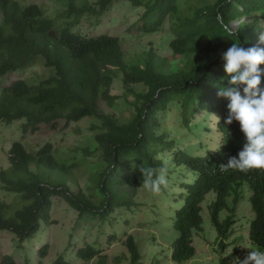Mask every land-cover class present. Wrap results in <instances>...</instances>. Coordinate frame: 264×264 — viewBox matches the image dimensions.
Instances as JSON below:
<instances>
[{
	"label": "trees",
	"instance_id": "obj_1",
	"mask_svg": "<svg viewBox=\"0 0 264 264\" xmlns=\"http://www.w3.org/2000/svg\"><path fill=\"white\" fill-rule=\"evenodd\" d=\"M60 1L65 8L50 20L36 4L22 7L15 0H0V79L38 60L51 73L48 77H35L33 82L19 80L1 87L0 122L10 125L24 121L22 130L26 134L43 124L56 129L60 120L66 121L64 127L84 119L94 120L90 130L95 134L94 143L104 169L100 164L92 181L94 192L99 191L103 199L97 205L83 191L74 193L46 178L43 170L67 172L71 168L55 159L51 142L35 154L15 142L9 151L10 167L0 173V180L4 191L21 194L26 205L9 215V206L0 198V230L14 233L22 242L30 239L41 223L51 224L54 197H64L81 217L92 215L104 223L118 209L135 205L133 197L143 188L139 167L158 169L167 159L169 168H183L197 177L185 185L184 205L175 210L173 262L185 264L195 258L193 235L204 232L201 202L208 193L215 195L209 211L220 249L227 252L235 247L236 253L239 251L243 246L241 238L231 244L228 241L234 233L233 219L244 185L250 189L254 214L247 237L250 245L264 251V172L220 170L229 158H238L246 138L238 121L225 123L229 101L217 95L220 88L228 86L229 79L222 54L233 43L244 48H264L258 43L264 32V0H127L137 12L144 9L138 21L142 34L158 33L167 20L172 22V36L162 43L170 48L171 57L158 58L152 49L146 61L131 65L126 62L118 38L89 37L74 30L85 12L97 17L119 0H100L99 10L88 0ZM234 22L239 23L234 31L237 34L227 36L223 26L231 27ZM259 67L264 71V64ZM121 75L124 94L113 96V83ZM138 86L140 91L136 90ZM260 86L264 88V77ZM242 89L243 86V95ZM120 99L131 109L126 122L100 107L101 102L114 107ZM172 104L179 106L188 132H195L199 115L205 114L204 120L209 114H217L223 134L220 149L209 151L205 157L176 150L175 140H168L167 134L160 135L161 114L168 113ZM84 151L87 156L92 155L88 147ZM179 181L173 180L172 185H180ZM226 210L232 214L221 222V213ZM127 247L132 264H138L141 255L133 237L128 238ZM49 249V245L41 249V259ZM99 255L100 251L92 246L76 253L83 262ZM0 264L16 263L11 256H4ZM54 264L69 263L60 258Z\"/></svg>",
	"mask_w": 264,
	"mask_h": 264
},
{
	"label": "rangeland",
	"instance_id": "obj_2",
	"mask_svg": "<svg viewBox=\"0 0 264 264\" xmlns=\"http://www.w3.org/2000/svg\"><path fill=\"white\" fill-rule=\"evenodd\" d=\"M15 1L22 7L29 4L40 6L44 17L50 20L56 18L57 11L65 8L60 0ZM99 1L88 0L89 4L94 5L97 10L100 9ZM143 13L144 9L137 12L127 0L114 1L108 12L97 17L85 12L80 18V26L74 30H80L89 37L109 35L118 38L121 40L126 62L130 65L141 60L146 61L152 49L158 58L168 59L172 52L162 43L163 40L172 36V22L167 20L158 33L142 34L138 30L140 26L138 21ZM0 22L2 23L1 14ZM238 27V22L231 24L233 31ZM50 74L42 61L38 60L34 65L1 78L0 88L8 87L19 80L33 82L35 77H48ZM136 90L140 91V87L138 86ZM124 91L121 75L114 81L111 94L122 96ZM129 100L133 101V98L129 97ZM124 101L120 99L114 107L101 102L100 107L105 112L117 115L122 122H126L131 109H127ZM204 115H199L196 121H202ZM214 115L219 117L217 114H209L204 122H201L203 124L201 131L206 132H188L181 122L179 106L172 104L168 113L161 114L160 135L167 134L168 140H175L176 150L181 149L193 156H205L212 151L210 149H216L222 143L223 135L218 131ZM23 122L15 121L10 125L0 122V173L10 167L9 151L15 142L22 143L33 154L51 142L55 147V159L60 164L63 163L71 168L67 172L43 170L42 173L46 178L55 186H66L74 193L81 190L91 197L95 204L101 203L103 197L99 191L94 192L92 181L97 168L100 164L103 166V163L99 162L100 153L96 150L97 145L94 143L95 134L90 130L94 120L84 119L78 123H71L68 127H64L65 120H60L56 129H53L50 124H43L37 131L32 132L30 129L26 134L22 130ZM191 128H194V125ZM86 147L92 155L85 154ZM182 173H184L183 168H169V175L176 179ZM180 179L184 182L183 178ZM166 191L153 195L143 188L137 190V194L133 197L135 205L118 209L104 223L92 215L87 214L81 217L63 197H55L50 215L52 223L49 225L41 223L36 234L30 239L22 242L14 233L0 230V263L4 256H11L16 264H54L60 258L69 264H132V255L127 247V241L129 237H133L141 255L138 264H177L172 261V246L177 238L173 218L175 210L182 208L184 198L181 197L179 200L181 191L171 188L170 185ZM240 192L239 207L233 226L234 233L230 241L241 238L243 246H240L238 252L245 254L241 257L243 261L251 249L258 248L250 245L247 237L249 223L253 219L250 206L251 193L247 185H244ZM0 198L9 206V215H13L26 205L21 194L4 191L1 180ZM214 199L215 195L212 193L206 197L202 205L204 232L194 233L193 246L196 249V256L185 264H238L236 256L239 253L235 256V247H230L226 252L222 251L217 243V231L212 226L213 222L208 213V206ZM229 215V211H224L221 213V219L224 220ZM110 238H114L115 241ZM45 245H49L50 249L41 259L40 251ZM86 246L96 248L100 251V255L88 262L77 259V251ZM258 250L261 251V249ZM118 259L121 260L118 261Z\"/></svg>",
	"mask_w": 264,
	"mask_h": 264
},
{
	"label": "clouds",
	"instance_id": "obj_3",
	"mask_svg": "<svg viewBox=\"0 0 264 264\" xmlns=\"http://www.w3.org/2000/svg\"><path fill=\"white\" fill-rule=\"evenodd\" d=\"M55 17H57V15ZM223 28L224 31L227 33V36L233 37L237 34L228 25H224ZM258 43L264 44V32L260 34ZM222 60L224 62L223 63L224 71L228 75L229 79H228V86L220 88L217 95L218 97L226 98L229 101V103L227 104L229 113L225 123L230 125L234 120L238 121L240 125V129L246 138V143L244 144L243 149L238 153V158L236 157L229 158L226 165L220 166V170L228 171L229 169H233L243 173H247L252 170H258L264 172V88L260 86L262 82V77H264V71H262L261 68L259 67V65L264 64V48L258 46L244 48L241 47L239 43H233L222 54ZM241 86H243L242 89L243 95L241 94ZM215 118H216V123L218 125L220 122L219 117L215 116ZM201 122H204V120L202 119V121L198 123L197 127L195 128V132L201 131V128L203 126ZM218 131L221 133L220 129ZM202 132H206V131H201V133ZM222 142H223V138H222ZM221 145L222 143L218 146V148L210 149V150L218 151ZM169 163L170 162L167 159L163 160L162 166L158 169L153 167H144L143 165L140 166L139 171L142 173V181H143L142 187L146 192H149L153 195H159L162 193V191L167 192L166 188H168V186L170 185L171 188H177L181 191V195L178 198L180 200L181 197L184 198V195L187 196V187H185V185L188 186V184L193 183L197 177L193 175H189V173L184 171V173L181 174L183 177L177 178L178 180H180L179 182H181V184L180 185L177 184L176 186H173L172 181L176 180V178L174 176L169 175V167H168ZM180 178H183L184 182H182V179ZM189 179H191V181H188ZM210 194L212 193H208L204 197V200L201 202L202 212H203L202 205L204 204L206 197ZM214 201L215 199L209 204L208 213H210L209 207ZM238 207H239V202H238L237 210ZM237 210L235 211V215L233 219L234 222H235ZM226 211L228 212L229 210ZM229 212L231 215L232 214L231 211ZM227 217L224 220H222L220 216L221 222H224L227 219ZM252 220H254V214ZM212 226L214 227L213 223ZM249 229H250V225H249ZM217 239H218V233H217ZM230 239L228 242H231ZM243 255L245 254L240 252L238 256H236V252H235L236 262L238 264H264V251H260L258 249H251V251L245 257V259L241 261V257Z\"/></svg>",
	"mask_w": 264,
	"mask_h": 264
}]
</instances>
